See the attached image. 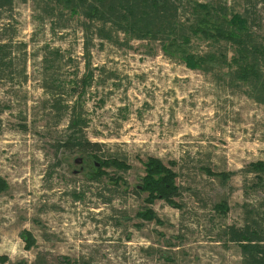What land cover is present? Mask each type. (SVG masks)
Listing matches in <instances>:
<instances>
[{
	"label": "rangeland",
	"instance_id": "374dc122",
	"mask_svg": "<svg viewBox=\"0 0 264 264\" xmlns=\"http://www.w3.org/2000/svg\"><path fill=\"white\" fill-rule=\"evenodd\" d=\"M226 1L241 8V0ZM12 13L0 18V39L14 46L9 48L12 82L0 80L5 107L0 177L8 183L0 194V256L7 257L0 264H58L61 257L70 264H241L238 244L222 231L242 226L246 209L264 211V190L246 184L245 191L239 172L250 162L264 161V105L254 101L252 86L244 80L229 83L231 67L246 62L236 46L194 36L192 49L215 57L216 68L203 73L180 58L169 60L159 44L144 40H132L127 49L101 46L94 38L85 55L77 18L65 17V28L54 31L51 18L39 17L33 0H15ZM251 14L253 35L264 41V6ZM19 43H25L26 52H19ZM47 48L57 49L62 59L45 71ZM23 53L24 82L19 77ZM86 61L94 76L83 85ZM43 73L54 75L51 91L63 105L80 101L86 139L125 159L128 170L108 168L109 176L90 181L92 158L55 148L65 139L68 117L58 124L52 118ZM148 156L173 162L180 187L176 201L182 208L162 200L152 205L159 223L136 216L145 207L146 193L138 196L133 190ZM55 160L59 166L48 175ZM207 168L238 174L224 182ZM116 175L124 182L109 179ZM221 202L226 213L215 207ZM23 231L31 233L34 246L26 247Z\"/></svg>",
	"mask_w": 264,
	"mask_h": 264
},
{
	"label": "trees",
	"instance_id": "16d2710c",
	"mask_svg": "<svg viewBox=\"0 0 264 264\" xmlns=\"http://www.w3.org/2000/svg\"><path fill=\"white\" fill-rule=\"evenodd\" d=\"M39 11V17H50L55 26L61 30L65 28L63 21L65 17H75L79 22V30L84 38L83 51L89 54V45L94 38L99 40L101 46L104 43L120 48H131L132 40H144L148 43H157L169 60L179 59L189 69H198L203 73H210L216 68L213 64L214 54L209 52H195L191 45L194 36L214 38V40H225L236 46L239 57L245 58V63H238L236 67L229 70V83L234 80H244L252 86L254 101L264 105V41L258 40L253 35V23L251 13L264 6V0H241V8L228 5L226 0H218L215 3H202L200 0H33ZM55 6V8H54ZM15 9V0H0V18L7 13L6 18H12ZM12 41L4 42L0 39V80L12 82L13 62L10 56ZM25 43H19V52H26ZM14 47V46H13ZM46 47L44 46L43 49ZM25 53L20 59L22 68L19 77L22 82L27 78L25 74ZM226 55L224 54V59ZM62 56L58 50H47L44 52V70L53 65ZM87 72L81 79L83 85L92 81L93 73L89 70L90 61H86ZM89 70V71H88ZM51 74V76H50ZM103 74V71H101ZM14 77V75H13ZM219 79V77H218ZM42 86L49 89L50 114L58 124L67 116V124L63 131L65 139L55 142L57 150H78L93 159L95 171L87 176L90 181L100 182L104 175L109 176L108 168L116 171H126L130 166L125 159L112 156L101 149V144L86 139L84 129L86 123L82 118V105L80 101H74L71 106L63 105L55 89L54 75L52 73L42 74ZM83 90L85 87H83ZM48 92V91H47ZM50 99V98H49ZM5 107L0 105V116ZM55 124V125H56ZM171 164L166 165L162 159L148 156L144 162V175L140 185L133 192L140 196L146 193L144 198L145 207L136 213V216L144 221L161 222L156 218L152 205L157 200L166 204L182 208L176 201L180 197V187L176 183L177 174ZM59 166L55 160L48 168V175H52ZM51 170V171H50ZM209 175L227 182L230 177L238 172L212 173L208 168ZM242 176L243 187L249 189L264 190V161L256 160L250 162L239 171ZM115 175V174H114ZM113 183L124 182L121 175L110 176ZM8 183L0 177V194L7 191ZM99 196L100 193H98ZM109 200V199H108ZM223 213L228 207L225 202L215 205ZM247 218L245 223L236 227L225 226L222 234L232 242L238 244L241 253V264H264V211L246 209ZM254 217V218H253ZM263 222V223H262ZM23 239L26 247L34 246L35 239L29 231H23ZM7 257L0 256V263L7 262ZM68 257H61L58 264H70ZM15 264H27L20 261ZM88 264V263H84Z\"/></svg>",
	"mask_w": 264,
	"mask_h": 264
},
{
	"label": "water",
	"instance_id": "95a60500",
	"mask_svg": "<svg viewBox=\"0 0 264 264\" xmlns=\"http://www.w3.org/2000/svg\"><path fill=\"white\" fill-rule=\"evenodd\" d=\"M78 160V159H77Z\"/></svg>",
	"mask_w": 264,
	"mask_h": 264
}]
</instances>
